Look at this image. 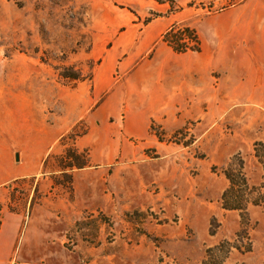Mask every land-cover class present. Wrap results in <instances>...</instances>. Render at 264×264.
Masks as SVG:
<instances>
[{"label":"rangeland","instance_id":"rangeland-1","mask_svg":"<svg viewBox=\"0 0 264 264\" xmlns=\"http://www.w3.org/2000/svg\"><path fill=\"white\" fill-rule=\"evenodd\" d=\"M245 2L241 14L264 15V0H0V161H42L28 166L36 178L0 186V207L53 193L55 230L71 222L58 264H264V52L213 70L211 100L147 118L144 137L126 116L144 90L130 69L157 60L161 34L175 25L200 47L205 19L222 25ZM116 47L106 83L97 72ZM83 174L102 176L86 210Z\"/></svg>","mask_w":264,"mask_h":264},{"label":"crops","instance_id":"crops-1","mask_svg":"<svg viewBox=\"0 0 264 264\" xmlns=\"http://www.w3.org/2000/svg\"><path fill=\"white\" fill-rule=\"evenodd\" d=\"M176 1L185 4L191 0ZM248 2L233 11L223 13L222 25H218V19L215 21L214 17L205 19L203 27L208 28L207 36L200 35L201 51L198 53L177 54L172 47L162 42V35L167 30L161 34L163 47L156 53L157 60L137 64L130 69L133 78L139 80L142 77L144 86L142 93L136 88L135 98L126 99L129 104L126 116L137 119L139 123L130 134L144 137L148 133L145 124L147 118L175 117L182 113L183 103L211 100L212 95L208 90L212 88V84L206 80L207 76L216 69L231 70V65L237 62V55H254L257 62L255 55L264 52V15L260 7L255 14H241ZM166 26V23L160 24V28ZM154 31L155 28H152L147 36H153ZM118 47L108 55V62L97 72V78L103 82L110 81L112 58L118 54ZM248 55L243 60L249 63L251 57ZM174 56H187L197 61L176 62L172 60ZM230 99L231 95L228 94L226 100ZM111 111L114 116L119 115L117 109L112 108ZM38 162L41 166L42 161H0V186L9 185L18 179L36 178L39 176L38 171L30 172L28 166ZM81 177L78 181L84 183L83 189L81 183L76 195L78 194L77 198H82V207L86 210V189L96 178L101 182L102 176L92 178L91 175L83 174ZM133 188L142 190L137 186ZM33 194L37 199L30 209L12 212L0 207V264H58L65 257L57 255L54 247L58 242L62 243L65 233L71 228V222L64 231H56L55 201L51 198L53 193L43 190ZM6 196L7 192L0 190V205L6 203Z\"/></svg>","mask_w":264,"mask_h":264},{"label":"trees","instance_id":"trees-1","mask_svg":"<svg viewBox=\"0 0 264 264\" xmlns=\"http://www.w3.org/2000/svg\"><path fill=\"white\" fill-rule=\"evenodd\" d=\"M183 32H185L186 36H191V33H193L192 30H190L188 27H185L183 29ZM183 35L179 32L178 27L173 25L163 36H162V42L168 44L174 52L178 54H183L186 52H199L200 47L199 43L196 39V42L194 45L189 46L186 43L182 42ZM229 179V178H228ZM230 180V179H229Z\"/></svg>","mask_w":264,"mask_h":264},{"label":"built area","instance_id":"built-area-1","mask_svg":"<svg viewBox=\"0 0 264 264\" xmlns=\"http://www.w3.org/2000/svg\"><path fill=\"white\" fill-rule=\"evenodd\" d=\"M64 264H69V263H64Z\"/></svg>","mask_w":264,"mask_h":264}]
</instances>
